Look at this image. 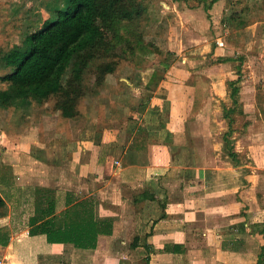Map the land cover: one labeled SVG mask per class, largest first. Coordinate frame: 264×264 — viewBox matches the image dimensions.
Returning a JSON list of instances; mask_svg holds the SVG:
<instances>
[{
	"label": "crops",
	"instance_id": "obj_1",
	"mask_svg": "<svg viewBox=\"0 0 264 264\" xmlns=\"http://www.w3.org/2000/svg\"><path fill=\"white\" fill-rule=\"evenodd\" d=\"M249 29L247 46L264 53V21ZM218 45L207 46V54L224 59L211 69L232 66L231 74L241 50ZM229 73L207 74L209 93L166 75L145 111L132 117L138 121L103 130L89 124L76 138L56 140L53 150L32 136L4 141L3 132L1 143L13 146L14 156L3 164L13 171L0 179V229L9 236L7 246L0 243V264H256L264 245V85L254 69ZM235 80L243 115L237 111L228 137L224 114ZM86 201L95 221L113 223L95 249L30 233L50 203L61 223L65 210Z\"/></svg>",
	"mask_w": 264,
	"mask_h": 264
},
{
	"label": "rangeland",
	"instance_id": "obj_2",
	"mask_svg": "<svg viewBox=\"0 0 264 264\" xmlns=\"http://www.w3.org/2000/svg\"><path fill=\"white\" fill-rule=\"evenodd\" d=\"M139 2L146 8L144 16L131 23L118 24L117 31L111 29V44L117 54L113 58L116 61L115 72L107 76L102 86H97L96 79L87 75V96L81 101L80 115L75 120L61 116L56 110L57 101L54 98L47 100L43 106L36 102L0 105V179L8 175L9 168L12 169L10 165L3 164L10 163L14 156L13 146L5 147L1 143L3 132H6L4 141L32 136L43 139L53 150L58 143L56 140L61 137L76 138L89 124H97L100 129H116L125 122L138 121L132 117H140L141 104L148 98L150 100L166 75L174 78L168 79L174 83H178L177 77L188 84H199L200 89L209 93L211 85L207 82V74L225 76L232 68L211 69L219 62L213 54H207V46L221 48L218 45L220 41H224L232 53L237 49L242 51L233 56L237 65H234L232 73L247 75L254 69L256 74L261 75L260 82L264 85V53L259 54L255 47L247 46L251 38L249 28H253L255 21H264V0L250 14L245 30L227 29L221 20L225 12L244 8L247 0H220L215 4L212 0ZM64 4L65 0H0V51L10 50L26 35L41 28L47 19H55L57 9L63 8ZM237 40L241 44L229 42ZM261 51H264V46ZM190 61L194 63L189 64ZM2 71L0 66V76ZM247 78L244 82L250 86L251 78ZM6 85L0 82V88H6ZM204 113L200 120L207 121V112Z\"/></svg>",
	"mask_w": 264,
	"mask_h": 264
},
{
	"label": "trees",
	"instance_id": "obj_3",
	"mask_svg": "<svg viewBox=\"0 0 264 264\" xmlns=\"http://www.w3.org/2000/svg\"><path fill=\"white\" fill-rule=\"evenodd\" d=\"M218 1L212 0L213 4ZM260 3L261 0H247L244 8L225 12L222 25L231 30H245L247 19ZM56 12L55 19H47L41 28L26 35L10 50L0 51L3 70L0 82L7 84L6 88H0V105L36 102L43 106L47 100L54 98L57 101L56 110L61 116L75 120L80 115L79 105L87 96V75L96 79L97 86H102L107 76L116 70L114 59L117 54L111 44V29L117 31L118 24L140 19L146 8L139 0H65L64 7ZM229 42L241 44L239 40ZM237 83L239 80L228 82L233 103L224 114V118L231 122V134H226L228 137L236 130L237 111H240L238 115H243L235 99L239 90ZM148 101L149 98L141 104V113L147 108ZM224 138L226 141V136ZM54 204H49L46 214L39 211L37 218L42 223L38 224L39 220L35 218L36 221L30 225L31 234H44L50 243L73 244L81 249H95L100 235H111L112 221H95L91 202L65 210L61 223ZM0 209L1 217L6 209L1 196ZM260 234L264 237V229ZM2 235L7 236L5 229H0ZM8 241L9 236L7 241L4 237L0 243L7 246ZM256 264H264V245Z\"/></svg>",
	"mask_w": 264,
	"mask_h": 264
},
{
	"label": "built area",
	"instance_id": "obj_4",
	"mask_svg": "<svg viewBox=\"0 0 264 264\" xmlns=\"http://www.w3.org/2000/svg\"><path fill=\"white\" fill-rule=\"evenodd\" d=\"M220 45L222 46L223 44H222V43H220Z\"/></svg>",
	"mask_w": 264,
	"mask_h": 264
}]
</instances>
